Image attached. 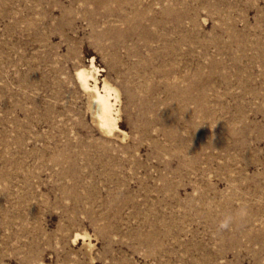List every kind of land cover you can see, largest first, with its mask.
Instances as JSON below:
<instances>
[{
	"label": "rangeland",
	"instance_id": "rangeland-1",
	"mask_svg": "<svg viewBox=\"0 0 264 264\" xmlns=\"http://www.w3.org/2000/svg\"><path fill=\"white\" fill-rule=\"evenodd\" d=\"M0 264H264V0H0Z\"/></svg>",
	"mask_w": 264,
	"mask_h": 264
},
{
	"label": "bare ground",
	"instance_id": "bare-ground-1",
	"mask_svg": "<svg viewBox=\"0 0 264 264\" xmlns=\"http://www.w3.org/2000/svg\"><path fill=\"white\" fill-rule=\"evenodd\" d=\"M99 69L94 62V57L88 60V64H82L77 68L76 75L80 87L88 95V105L93 121L102 133L112 135L122 131L119 124L120 94L119 90L107 81L99 79ZM84 240V234L75 233L74 242Z\"/></svg>",
	"mask_w": 264,
	"mask_h": 264
},
{
	"label": "clouds",
	"instance_id": "clouds-1",
	"mask_svg": "<svg viewBox=\"0 0 264 264\" xmlns=\"http://www.w3.org/2000/svg\"><path fill=\"white\" fill-rule=\"evenodd\" d=\"M228 226H229V222H228L227 220H225L224 222H222L221 225H220V227H221L222 229H224V228H228Z\"/></svg>",
	"mask_w": 264,
	"mask_h": 264
}]
</instances>
